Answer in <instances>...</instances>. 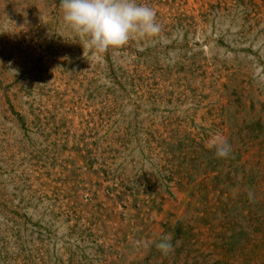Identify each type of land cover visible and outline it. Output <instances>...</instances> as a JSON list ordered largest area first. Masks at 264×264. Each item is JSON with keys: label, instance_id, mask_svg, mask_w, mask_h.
<instances>
[{"label": "rangeland", "instance_id": "rangeland-1", "mask_svg": "<svg viewBox=\"0 0 264 264\" xmlns=\"http://www.w3.org/2000/svg\"><path fill=\"white\" fill-rule=\"evenodd\" d=\"M137 3L97 53L0 0V264H264V0Z\"/></svg>", "mask_w": 264, "mask_h": 264}, {"label": "clouds", "instance_id": "clouds-1", "mask_svg": "<svg viewBox=\"0 0 264 264\" xmlns=\"http://www.w3.org/2000/svg\"><path fill=\"white\" fill-rule=\"evenodd\" d=\"M61 9L65 25L97 53L121 48L134 37H155L161 31L154 10L137 0H61ZM210 143L218 158L229 155L230 146L222 136ZM156 246L164 255L173 250L170 237Z\"/></svg>", "mask_w": 264, "mask_h": 264}]
</instances>
